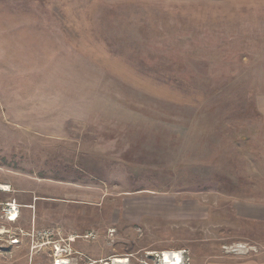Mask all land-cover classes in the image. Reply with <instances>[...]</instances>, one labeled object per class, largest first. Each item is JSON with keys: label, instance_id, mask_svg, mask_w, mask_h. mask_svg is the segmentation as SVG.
<instances>
[{"label": "rangeland", "instance_id": "374dc122", "mask_svg": "<svg viewBox=\"0 0 264 264\" xmlns=\"http://www.w3.org/2000/svg\"><path fill=\"white\" fill-rule=\"evenodd\" d=\"M258 98L264 0H0V183L92 235L73 264L264 253L232 217L264 203ZM20 239L0 264H28Z\"/></svg>", "mask_w": 264, "mask_h": 264}, {"label": "built area", "instance_id": "2783aa9c", "mask_svg": "<svg viewBox=\"0 0 264 264\" xmlns=\"http://www.w3.org/2000/svg\"><path fill=\"white\" fill-rule=\"evenodd\" d=\"M0 192H11V187L7 184L0 183ZM20 212V205L15 201H8L0 204V219L5 223H15L18 219ZM2 235H7L6 239H2ZM21 237L27 238L29 245L28 264L32 263L34 255L39 254L40 250L48 249L49 257L51 258L50 264H73V256L78 255L73 251V243L77 239L90 240L91 234L76 235L71 232H64L59 227H49L37 230L31 228L28 232L18 231V234H10L8 229H0V242L5 243L8 247H17L21 243ZM0 245V251H1ZM164 253L161 254V259ZM181 263L188 264L189 258L186 254L181 255ZM163 263V262H162ZM180 263V264H181ZM165 264V263H163Z\"/></svg>", "mask_w": 264, "mask_h": 264}, {"label": "crops", "instance_id": "0c3cea01", "mask_svg": "<svg viewBox=\"0 0 264 264\" xmlns=\"http://www.w3.org/2000/svg\"><path fill=\"white\" fill-rule=\"evenodd\" d=\"M256 104H257L256 106H257L258 112L260 111L259 112L260 114L258 116H260V119L262 121V137H263V145H264V101L262 104V102L258 98L256 100ZM261 156H262V160L257 164H255V162L253 161L254 164L252 163V165L253 166L257 165L258 168L262 169L263 177H264V150ZM1 184H7L10 187L12 186L8 183H1ZM20 193L22 192L19 189L15 190L14 187L13 188L11 187V192H8V193L0 192V204L8 202V201H15L18 205H20V212H19L17 221L13 224L6 223L7 225L5 227L8 228V226L12 227L13 225L16 228L17 233L19 230H22L23 232H28L30 231L32 227L37 230H40V228L37 226L38 220L36 219V209L33 208V204H32L33 202L36 203L37 199H35V197L32 199L33 196H29V197L22 196L20 195ZM24 199L26 200L29 199L30 201L20 202L21 200H24ZM260 199L261 197H253V199L249 198L248 200L252 202H247V205L245 207H242V206L235 207L236 205H239V203L233 204L232 205V214H233L232 217L236 219L237 221L245 220L247 222L251 221L253 223H261L262 225H264V203H256V201ZM233 208L235 210H233ZM44 213L46 212L44 211ZM52 226L62 228L59 225L52 224ZM2 227L0 226V228ZM46 228H49V227H46ZM21 238L22 240H26L27 242V238L25 237H21ZM202 264H264V253H259L253 256H248L246 258H238V257L226 258V257L215 256L211 259L209 258Z\"/></svg>", "mask_w": 264, "mask_h": 264}, {"label": "bare ground", "instance_id": "6f19581e", "mask_svg": "<svg viewBox=\"0 0 264 264\" xmlns=\"http://www.w3.org/2000/svg\"><path fill=\"white\" fill-rule=\"evenodd\" d=\"M181 253L179 254L178 252H174L171 254H168L167 252L164 253L161 261L165 264H180L181 263ZM123 261L121 259H115L114 263L115 264H121ZM103 264H109V263H103Z\"/></svg>", "mask_w": 264, "mask_h": 264}]
</instances>
